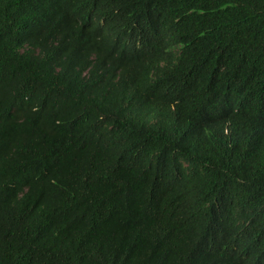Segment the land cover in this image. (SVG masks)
I'll list each match as a JSON object with an SVG mask.
<instances>
[{"label": "trees", "instance_id": "16d2710c", "mask_svg": "<svg viewBox=\"0 0 264 264\" xmlns=\"http://www.w3.org/2000/svg\"><path fill=\"white\" fill-rule=\"evenodd\" d=\"M0 264H264V0H0Z\"/></svg>", "mask_w": 264, "mask_h": 264}]
</instances>
